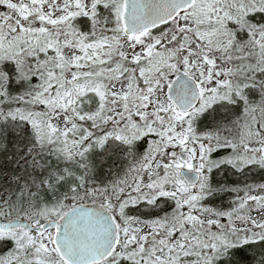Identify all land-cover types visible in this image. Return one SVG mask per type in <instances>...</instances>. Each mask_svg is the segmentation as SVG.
<instances>
[{
    "label": "snow or ice",
    "instance_id": "1",
    "mask_svg": "<svg viewBox=\"0 0 264 264\" xmlns=\"http://www.w3.org/2000/svg\"><path fill=\"white\" fill-rule=\"evenodd\" d=\"M0 264H264V0H0Z\"/></svg>",
    "mask_w": 264,
    "mask_h": 264
}]
</instances>
